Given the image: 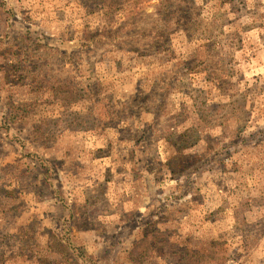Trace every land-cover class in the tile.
I'll list each match as a JSON object with an SVG mask.
<instances>
[{
  "label": "rangeland",
  "instance_id": "1",
  "mask_svg": "<svg viewBox=\"0 0 264 264\" xmlns=\"http://www.w3.org/2000/svg\"><path fill=\"white\" fill-rule=\"evenodd\" d=\"M0 264H264V0H0Z\"/></svg>",
  "mask_w": 264,
  "mask_h": 264
}]
</instances>
